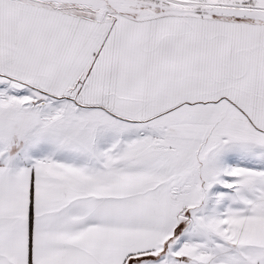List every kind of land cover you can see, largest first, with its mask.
I'll return each instance as SVG.
<instances>
[{
    "label": "snow or ice",
    "instance_id": "obj_1",
    "mask_svg": "<svg viewBox=\"0 0 264 264\" xmlns=\"http://www.w3.org/2000/svg\"><path fill=\"white\" fill-rule=\"evenodd\" d=\"M0 264H264V0H0Z\"/></svg>",
    "mask_w": 264,
    "mask_h": 264
}]
</instances>
